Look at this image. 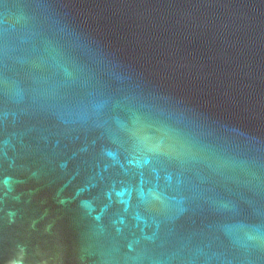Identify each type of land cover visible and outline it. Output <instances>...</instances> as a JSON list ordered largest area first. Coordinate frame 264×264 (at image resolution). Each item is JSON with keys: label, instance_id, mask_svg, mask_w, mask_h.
Wrapping results in <instances>:
<instances>
[{"label": "water", "instance_id": "obj_1", "mask_svg": "<svg viewBox=\"0 0 264 264\" xmlns=\"http://www.w3.org/2000/svg\"><path fill=\"white\" fill-rule=\"evenodd\" d=\"M0 264H264V0H0Z\"/></svg>", "mask_w": 264, "mask_h": 264}]
</instances>
